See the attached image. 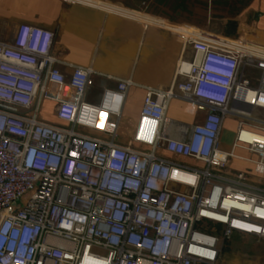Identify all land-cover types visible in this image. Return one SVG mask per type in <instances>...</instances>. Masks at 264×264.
I'll list each match as a JSON object with an SVG mask.
<instances>
[{"label":"built area","instance_id":"1","mask_svg":"<svg viewBox=\"0 0 264 264\" xmlns=\"http://www.w3.org/2000/svg\"><path fill=\"white\" fill-rule=\"evenodd\" d=\"M170 28L194 57L170 90L146 87L124 138L131 79L113 77L91 101L93 70L56 57L52 30L23 23L0 40V264H220L234 235L264 240V52ZM174 98L203 120L170 119ZM45 101L59 124L42 118ZM232 158L263 179L229 173Z\"/></svg>","mask_w":264,"mask_h":264},{"label":"crops","instance_id":"2","mask_svg":"<svg viewBox=\"0 0 264 264\" xmlns=\"http://www.w3.org/2000/svg\"><path fill=\"white\" fill-rule=\"evenodd\" d=\"M23 23L52 30L56 57L93 70L95 84L88 96L91 101L98 102L105 87L116 86V78L134 82L122 112V117L131 118L132 127L120 125L118 132L123 138L137 124L146 87L170 90L178 78L179 62L194 57L187 38L170 27L202 33L210 41H236L245 48L264 52V0H0V40L8 41ZM254 71L257 76L259 70ZM50 103L48 116L54 118L47 117V121L59 124L52 112L54 104ZM167 116L191 124L203 120V111L189 101L174 98ZM240 119L235 115L227 118L222 145L228 125L238 128ZM234 140L222 149L232 150ZM238 149L253 154L239 147L235 152ZM165 156L173 157L170 153ZM236 160L253 168L237 167ZM227 171H245L256 180L263 179L255 172L254 164L239 158L229 160Z\"/></svg>","mask_w":264,"mask_h":264},{"label":"rangeland","instance_id":"3","mask_svg":"<svg viewBox=\"0 0 264 264\" xmlns=\"http://www.w3.org/2000/svg\"><path fill=\"white\" fill-rule=\"evenodd\" d=\"M50 106V101H45L43 103L42 118L45 120H47V117H50V119L54 118L51 115L48 116V113L50 112ZM129 120H131V118L123 115L121 128L132 127L130 125L131 121ZM229 123L230 122L227 124ZM230 126L233 127L230 128ZM228 129L227 135L223 136V145L221 144V148L226 146L228 147V145H230L234 140L237 128L231 123L228 125ZM236 153L244 157H257L254 154H249L248 152L239 149L236 151ZM235 162H237V167H249L247 168L249 170L253 168L251 165L246 164L243 161L236 160ZM220 264H264V240L247 235H234L231 239L224 241Z\"/></svg>","mask_w":264,"mask_h":264}]
</instances>
